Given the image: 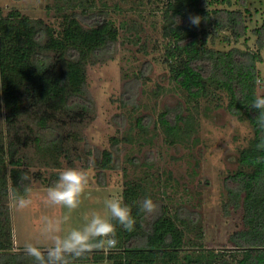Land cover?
I'll list each match as a JSON object with an SVG mask.
<instances>
[{
	"label": "trees",
	"instance_id": "1",
	"mask_svg": "<svg viewBox=\"0 0 264 264\" xmlns=\"http://www.w3.org/2000/svg\"><path fill=\"white\" fill-rule=\"evenodd\" d=\"M240 1L245 6V0ZM219 5L229 7L232 1H166L162 19L167 43L162 62L185 102L165 109L151 124L163 131L168 145L182 143L196 131L200 106L206 115L211 108L221 107L226 97V111L251 126L253 137L239 149V166L228 175L225 188V214L230 209L242 213V228L228 237L230 259L227 251L204 249L201 242L186 251L188 232L198 229L195 237L202 239L198 223L179 212L170 214L166 208L147 222L137 205L146 191L139 184L127 183L123 202L132 208L135 230L128 232L117 224L119 243L115 249L93 251L74 263L264 264V129L256 122L259 110L251 108L258 95V65L264 62V23L253 30L255 51L238 47L215 50L208 44L221 33H229L224 37L226 42H238L247 34L242 13ZM91 7L82 6L80 13L59 11L57 27L16 9L6 14L0 9V97L5 111V134L0 133V264H21L24 255L14 251L11 212L6 203L11 190L21 187L20 176L30 175L27 156H21V150L35 146L52 154L61 151L65 118L77 119L93 109L87 98V66L94 65L118 40V27L107 13L91 12ZM190 16L201 17L199 26L190 23ZM135 126L141 132L148 129L142 118L136 119ZM124 140L131 141L130 137ZM117 142L114 139L113 144ZM112 159L106 150L94 156L99 177L113 168Z\"/></svg>",
	"mask_w": 264,
	"mask_h": 264
},
{
	"label": "rangeland",
	"instance_id": "2",
	"mask_svg": "<svg viewBox=\"0 0 264 264\" xmlns=\"http://www.w3.org/2000/svg\"><path fill=\"white\" fill-rule=\"evenodd\" d=\"M166 1L0 0L4 14L16 9L24 16L41 19L54 27L60 19L59 11L80 13L82 6L89 9L92 4L91 12L105 11L119 30L116 43L86 69L87 98L92 102V112L77 119L65 118L59 153L52 154L31 146L22 149L20 155L27 156L26 169L32 177V187L41 191L49 183L56 182L58 170H87L89 185L81 206L72 213L73 227L80 226L84 214L101 210L105 199L119 196L123 200L127 183L139 184L146 191L142 200L150 197L159 206L157 213L146 214L147 222L164 208L170 214L179 212L181 217L196 221L202 233L201 240L195 237L198 229L187 233L186 251L201 242L204 249L227 251L225 255L229 258L228 249L232 246L228 237L242 228V213L230 209L229 214H225L227 177L237 170L238 151L252 139L253 130L246 120L226 111V97L221 107L211 108L206 115L200 106L196 131L182 143L168 145L163 131L151 124L165 109H174L178 103L185 102L184 94L169 80L168 68L162 62L167 43L162 19ZM231 1L229 7H218L240 11L247 34L238 42H226L224 37L229 33L223 32L208 47L220 51L232 47L255 51L253 30L264 23V0H245V6L240 0ZM261 57L264 59V50ZM258 69L261 76L257 94L260 95L264 94V62ZM158 86L161 89L155 96ZM4 116L0 97V133L3 135ZM138 118L148 125L146 132L135 126ZM127 137L130 142L124 140ZM114 139L118 141L115 145ZM105 150L112 154L113 168L105 170L99 177L93 159ZM6 203L11 212L14 251L24 252L25 243H35V216L49 210L16 211L10 207V195ZM20 262L34 264L25 253ZM81 264L108 263L89 261Z\"/></svg>",
	"mask_w": 264,
	"mask_h": 264
},
{
	"label": "clouds",
	"instance_id": "3",
	"mask_svg": "<svg viewBox=\"0 0 264 264\" xmlns=\"http://www.w3.org/2000/svg\"><path fill=\"white\" fill-rule=\"evenodd\" d=\"M189 20L199 26L201 17L190 16ZM251 108L259 110L256 122L264 129V94L255 96ZM19 179L21 187H14L10 192V207L20 212L49 210L35 216V243L24 245V253L34 264H74L76 259L93 251L115 249L119 243L117 224L128 232L135 230L137 221L132 208L119 196L105 199L101 210L84 214L80 226H71L72 213L81 206L89 185L85 169L58 170L56 182L42 191L32 187V177L27 173ZM137 205L147 215L159 210L150 197L138 201Z\"/></svg>",
	"mask_w": 264,
	"mask_h": 264
}]
</instances>
